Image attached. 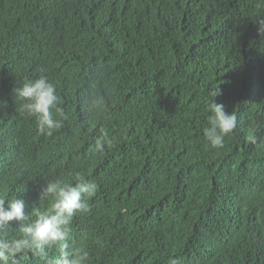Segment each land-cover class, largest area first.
I'll list each match as a JSON object with an SVG mask.
<instances>
[{
	"label": "trees",
	"instance_id": "1",
	"mask_svg": "<svg viewBox=\"0 0 264 264\" xmlns=\"http://www.w3.org/2000/svg\"><path fill=\"white\" fill-rule=\"evenodd\" d=\"M262 20L264 0H0V198L35 219L40 189L79 173L96 185L68 241L85 264H264ZM41 75L67 117L51 135L14 92ZM217 86L237 125L214 148Z\"/></svg>",
	"mask_w": 264,
	"mask_h": 264
},
{
	"label": "clouds",
	"instance_id": "2",
	"mask_svg": "<svg viewBox=\"0 0 264 264\" xmlns=\"http://www.w3.org/2000/svg\"><path fill=\"white\" fill-rule=\"evenodd\" d=\"M257 32L264 38V20L257 22ZM264 53V49H261ZM16 98L22 101L19 111L36 118L38 130L43 134L51 135L54 130L62 127V120L66 114L61 107L62 101L57 94L56 85L41 75L35 80H27L22 87L15 88ZM222 90L217 86L211 91L212 100L208 103V127L204 135L211 146L222 147L224 138L237 125V116L228 112L226 106L217 100ZM104 138L95 140V149L103 151L107 133ZM75 182L52 180L47 182L39 192L40 199L51 200L50 207L36 212L32 219L27 211V202L21 196L10 200L0 198V264H21L24 255L31 253L46 259L48 249L59 245L61 254L51 264H85L88 252L84 248H72V222L77 213L89 211L88 199L95 195V183L77 173ZM16 223L19 225V235L15 238L2 233L7 226ZM171 264H179L172 260Z\"/></svg>",
	"mask_w": 264,
	"mask_h": 264
}]
</instances>
